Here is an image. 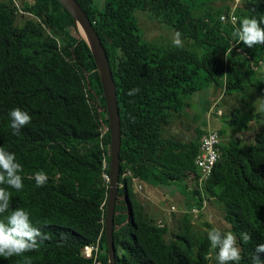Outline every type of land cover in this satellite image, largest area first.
<instances>
[{
	"label": "trees",
	"instance_id": "1",
	"mask_svg": "<svg viewBox=\"0 0 264 264\" xmlns=\"http://www.w3.org/2000/svg\"><path fill=\"white\" fill-rule=\"evenodd\" d=\"M76 1L106 49L122 115L117 264H210L215 252L206 233L195 228L192 213L210 198L225 208V221L238 239L239 264H252L256 244L264 243V130L244 144L224 141L225 130H218L220 159L201 184L195 162L210 129L198 128L186 141L167 136L165 128L197 93L214 86L243 100L253 90L264 95V44L249 48L234 35L242 18L264 17V0H243L237 8L217 0ZM138 12L179 32L183 44L146 40ZM132 88L139 92L128 96ZM15 107L31 116L18 135L8 122ZM241 113L232 111L230 126L240 123ZM111 142L97 65L72 17L58 0H22L21 7L0 0V147L16 154L24 184L19 191L9 189L10 204L27 209L34 226L47 234L37 250L0 257V264H23L24 256L31 264H95L84 257L89 247L99 249L98 263H109ZM36 171L47 174L43 186L32 179ZM145 184L187 187V212L170 242L169 228L151 218L136 193L135 186ZM242 233L251 238L243 240Z\"/></svg>",
	"mask_w": 264,
	"mask_h": 264
},
{
	"label": "rangeland",
	"instance_id": "2",
	"mask_svg": "<svg viewBox=\"0 0 264 264\" xmlns=\"http://www.w3.org/2000/svg\"><path fill=\"white\" fill-rule=\"evenodd\" d=\"M14 1L17 6L21 7L22 0ZM216 2L224 6L232 5L237 8L243 3V0H235L234 3L233 0H217ZM137 16L143 37L146 40L173 43L176 36L169 27L159 23L148 12H138ZM228 19L227 16H224L223 21L227 23ZM232 19L233 23L236 24L238 22L235 14L232 15ZM180 40L181 44H183L182 39ZM244 97L245 99L243 100L241 94L228 95L225 89L217 88L216 86L201 91L189 100L190 107L166 126L165 134L176 139L189 141L195 138L198 128L217 131L224 129L226 132L222 136L224 141L236 138L243 144L245 142H253L255 134L264 130V95L253 90L249 96ZM237 108L242 111L239 119L240 123L237 126H230L229 120L231 119L232 111ZM188 185L191 189L196 187L192 179L188 180ZM153 189H160V192H155ZM171 189L179 191L182 199L170 197V190L164 187L145 184V187L142 185V189L139 190L138 188L137 190L135 186L136 193L140 194V200L146 206L151 218L159 225H165L169 228L166 242L177 238L181 229V218L188 208L186 195H184L187 187L173 184ZM193 212H199L198 214H193V221L195 228L200 233H206V229L211 227L231 231V226L227 224L224 218L225 208L217 199L210 198L209 201L204 203L202 209L194 208ZM207 224H210L211 227H208ZM236 240L239 248L237 237ZM98 257L99 249L97 254H94L93 258L89 260H93L95 264H100L98 263ZM210 264H216L215 257L212 258Z\"/></svg>",
	"mask_w": 264,
	"mask_h": 264
},
{
	"label": "clouds",
	"instance_id": "3",
	"mask_svg": "<svg viewBox=\"0 0 264 264\" xmlns=\"http://www.w3.org/2000/svg\"><path fill=\"white\" fill-rule=\"evenodd\" d=\"M234 35L239 42L251 48L254 45L264 44V17H244L235 28ZM173 44L181 45L180 33L175 34ZM139 92L132 88L127 92L133 96ZM31 116L28 111L15 107L8 112V122L13 134L18 135L20 129L29 124ZM23 166L18 162L16 154L0 147V257L21 256L25 252L37 250L40 243L47 239V234L34 226L30 212L24 207L13 208L10 204L9 189L17 191L24 187L22 178ZM32 179L36 186H43L48 177L43 171L33 173ZM206 238L210 249L215 252L216 264H239L240 249L237 247L236 236L232 231H224L218 227L206 229ZM243 240L251 237L242 233ZM264 254V243L256 244L252 253V264H264L261 259ZM23 264H31V257L24 256Z\"/></svg>",
	"mask_w": 264,
	"mask_h": 264
},
{
	"label": "water",
	"instance_id": "4",
	"mask_svg": "<svg viewBox=\"0 0 264 264\" xmlns=\"http://www.w3.org/2000/svg\"><path fill=\"white\" fill-rule=\"evenodd\" d=\"M58 2L72 17L80 36L88 44L97 65V70L103 87L112 136L110 149L111 183L106 206L105 234L107 239L109 264H117L114 228L121 179L122 160L120 152L123 144L122 115L120 103L118 101L117 87L113 78L112 68L106 49L87 13L76 0H58Z\"/></svg>",
	"mask_w": 264,
	"mask_h": 264
},
{
	"label": "built area",
	"instance_id": "5",
	"mask_svg": "<svg viewBox=\"0 0 264 264\" xmlns=\"http://www.w3.org/2000/svg\"><path fill=\"white\" fill-rule=\"evenodd\" d=\"M221 141H222L221 135L217 130H210L201 139L200 154L196 159V165L201 173V178L199 180L201 184L208 181L211 178L214 168L216 167V164L220 159L219 145ZM106 179L108 180L109 178L106 177ZM193 213L198 214L199 212H193ZM97 252H98L97 248L94 247L86 248L84 252V256L87 259H90L93 258L94 254H97Z\"/></svg>",
	"mask_w": 264,
	"mask_h": 264
},
{
	"label": "crops",
	"instance_id": "6",
	"mask_svg": "<svg viewBox=\"0 0 264 264\" xmlns=\"http://www.w3.org/2000/svg\"><path fill=\"white\" fill-rule=\"evenodd\" d=\"M172 185L170 187H164V188H167L170 190V197H175V198H178V199H182V195H179L180 192L177 191V190H172L171 189ZM155 192H160V189L159 190H156V189H153Z\"/></svg>",
	"mask_w": 264,
	"mask_h": 264
},
{
	"label": "bare ground",
	"instance_id": "7",
	"mask_svg": "<svg viewBox=\"0 0 264 264\" xmlns=\"http://www.w3.org/2000/svg\"><path fill=\"white\" fill-rule=\"evenodd\" d=\"M110 131H111V130H110ZM110 174H111V172H110ZM125 175H126V174H125ZM108 178H109V179H108V180L106 179V181H107V183L109 184V188H110V183H111V175H110V176H108ZM121 187H123V185H121V184H120V188H121ZM138 188H139V190H140V186H139ZM119 190H120V189H119ZM118 194H119V193H118Z\"/></svg>",
	"mask_w": 264,
	"mask_h": 264
}]
</instances>
